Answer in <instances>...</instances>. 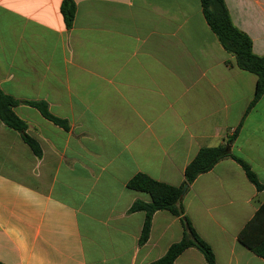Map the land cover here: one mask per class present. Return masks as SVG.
<instances>
[{
    "label": "crops",
    "instance_id": "obj_1",
    "mask_svg": "<svg viewBox=\"0 0 264 264\" xmlns=\"http://www.w3.org/2000/svg\"><path fill=\"white\" fill-rule=\"evenodd\" d=\"M73 1L67 27L62 0H0V89L19 101L14 112L41 149L36 156L0 119V262L149 264L183 227L156 210L139 244L145 213L129 209L150 196L127 181L144 173L181 186L201 147L233 137L230 153L264 184V94L250 105L256 75L237 67L200 0ZM224 1L263 55L264 0ZM263 201L264 189L224 157L186 185L180 204L216 264H264L237 238ZM173 264L207 263L188 247Z\"/></svg>",
    "mask_w": 264,
    "mask_h": 264
},
{
    "label": "trees",
    "instance_id": "obj_2",
    "mask_svg": "<svg viewBox=\"0 0 264 264\" xmlns=\"http://www.w3.org/2000/svg\"><path fill=\"white\" fill-rule=\"evenodd\" d=\"M200 3L208 26L214 32L223 48L234 56L237 67L256 75L254 97L250 102V105H252L264 94V54L256 55L252 52L251 39L232 23L224 0H200ZM60 11L65 25L70 27L75 12L74 1L62 0ZM18 102V100L5 94L0 89V119L5 125L18 131L22 140L30 147L32 152L36 156H40L41 149L38 142L26 132V122L14 112V106ZM25 103L36 108L44 118L54 124L67 128L65 120L50 113L45 101L31 100L25 101ZM232 138H228L225 145L201 147L184 168V184L190 185L196 176L211 169L218 160L224 157H231L242 167L245 176L257 190L264 189V184L258 180L250 165L230 153L228 144L232 141ZM126 185L130 189L146 192L150 196L149 202L136 200L129 209L131 212L144 211L145 213L138 239L139 244H143L147 240L152 214L156 210H168L173 215L180 217L181 220L183 227L181 239L172 243L164 255L149 264H173L175 258L188 247L198 249L207 264H216L210 245L196 233L188 218L184 215L183 207L180 204L183 185L174 186L160 182L144 173L133 175ZM237 238L242 245L264 259V201L240 230ZM0 264L4 263L0 262Z\"/></svg>",
    "mask_w": 264,
    "mask_h": 264
},
{
    "label": "water",
    "instance_id": "obj_3",
    "mask_svg": "<svg viewBox=\"0 0 264 264\" xmlns=\"http://www.w3.org/2000/svg\"><path fill=\"white\" fill-rule=\"evenodd\" d=\"M185 189H186V185L183 186L182 193L185 191Z\"/></svg>",
    "mask_w": 264,
    "mask_h": 264
}]
</instances>
